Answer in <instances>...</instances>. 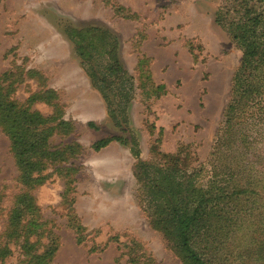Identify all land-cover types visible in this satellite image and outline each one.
<instances>
[{
	"label": "rangeland",
	"instance_id": "obj_1",
	"mask_svg": "<svg viewBox=\"0 0 264 264\" xmlns=\"http://www.w3.org/2000/svg\"><path fill=\"white\" fill-rule=\"evenodd\" d=\"M245 1L0 0V99L41 120L30 125L41 145L24 165L9 136L23 125L0 116V264H186L147 217L138 161L192 173V186L213 192L218 206L201 241L211 264H264V91L243 104L234 131L224 122L242 50L223 17ZM92 26L115 36L134 79L120 125L68 33ZM235 184L245 195L216 199ZM26 193L34 209L8 231Z\"/></svg>",
	"mask_w": 264,
	"mask_h": 264
},
{
	"label": "trees",
	"instance_id": "obj_2",
	"mask_svg": "<svg viewBox=\"0 0 264 264\" xmlns=\"http://www.w3.org/2000/svg\"><path fill=\"white\" fill-rule=\"evenodd\" d=\"M256 1L262 3V10L259 12L254 9L255 3L249 6V0H246L242 13L239 12L240 8H230V12L227 10L225 13L229 15V18L223 17L233 39L242 50L232 97L225 110L224 122L226 128L232 131L239 125L238 117L243 104L256 99L264 91V0ZM240 5H242L241 2ZM237 12L239 14L235 15ZM68 29H70L68 30L70 36L76 39L77 51L85 57L82 64L85 68L88 67L86 72L91 78L92 85L100 91L107 102L108 113L121 120L117 123L120 125L126 120V107L132 100L135 86L133 77L119 60L115 36L107 29L102 31L99 27L93 26L87 30L69 27ZM100 53L108 56L105 65L99 68L93 65L86 66L87 60H95L96 55ZM263 113L264 106L262 105L258 107L256 114L260 116ZM16 114H20V117H14ZM0 116L9 125L15 126V123L23 125L20 133L9 132V136L13 138V147L19 157V162L29 165V161L22 157L29 156V153L34 152L37 146L41 145L34 131L36 127L34 130L30 127L34 122L41 121L37 119L40 115L26 110L19 112L15 110L10 100L0 99ZM88 124L95 126L91 122ZM110 140L109 138L99 139L92 144V147L98 150L106 146ZM130 149L135 156L138 154V149ZM44 153L48 154V152ZM134 174L140 177L138 179L144 191V210L147 217L151 219L152 226L162 231L167 239L173 242L186 264H211L207 258L206 246H201V241L209 232V216L218 206V202L214 201V196H212L213 192L202 191L192 186L189 178L193 174L179 173L175 168H153V164L138 161L134 165ZM181 178L187 179L183 181ZM25 179L30 180V178ZM229 186L226 185L219 189L220 195L215 194L217 200L222 198L223 202L227 203L247 192V189L240 188L236 184ZM20 199L26 205L22 204L21 209L19 205L14 206L8 217V231H15L22 224L20 222L26 211L34 209L33 199L28 193L22 195ZM28 231L31 229H27L25 233ZM9 236L14 237L17 234L12 232ZM23 239L27 248L32 247L27 235H24ZM48 247L45 252L52 254L54 248L52 245ZM5 251L10 252L6 248Z\"/></svg>",
	"mask_w": 264,
	"mask_h": 264
}]
</instances>
